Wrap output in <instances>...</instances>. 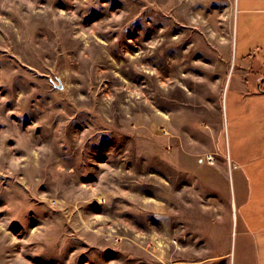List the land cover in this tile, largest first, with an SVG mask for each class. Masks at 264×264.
<instances>
[{
	"label": "rangeland",
	"instance_id": "rangeland-1",
	"mask_svg": "<svg viewBox=\"0 0 264 264\" xmlns=\"http://www.w3.org/2000/svg\"><path fill=\"white\" fill-rule=\"evenodd\" d=\"M244 59L264 0H0V264H264L202 130L264 155V83L223 87Z\"/></svg>",
	"mask_w": 264,
	"mask_h": 264
},
{
	"label": "crops",
	"instance_id": "crops-1",
	"mask_svg": "<svg viewBox=\"0 0 264 264\" xmlns=\"http://www.w3.org/2000/svg\"><path fill=\"white\" fill-rule=\"evenodd\" d=\"M252 63L253 62L245 61L244 59L239 67L235 66L233 71H237V77L233 76V74L230 75L232 66H227L226 75L223 80V87L225 88L229 85L230 88H235L238 92H243L244 90L252 92V87L254 85L261 87L264 83V69L254 70V67L251 66ZM260 93L264 94V90ZM260 93L253 94L258 95ZM202 130L208 133L212 140L216 142V145L210 150L213 152L212 154H214L215 160L210 164L213 165V168H215V165L216 167L224 165L226 170L223 171V176L219 175L216 179L218 178L223 181L227 196L225 200L227 205H225V207H220V209L222 210L224 208L228 209V211H219L218 214L220 216L225 215V218H235V216H237L238 223L236 224V229L240 236L241 246L246 247L247 245L252 244L255 239L264 244V155L249 161H233L231 155L226 149H222L224 154L219 152L221 151V148L217 145L218 137L216 136V129L210 126V128L208 127V129L204 128ZM190 138H192L193 141L196 140V132L193 134L190 133ZM179 146L180 145H178V147ZM183 155L187 158L179 160L177 167L184 172V170L195 166V163L192 161L191 157L186 156L184 153ZM220 155L224 157L222 161ZM186 185L187 184L184 181L183 187L185 188ZM232 188L234 189V192ZM221 225L222 226L219 229L215 227V231L222 234H224V232L228 233L229 230L227 229L226 224ZM208 227L209 236L206 237V240L210 242L209 246H213L215 245L214 238H216L218 234L213 237L211 232H214V228L211 223ZM223 240L224 236L222 235L220 241L223 242ZM261 249L264 252V245L261 246Z\"/></svg>",
	"mask_w": 264,
	"mask_h": 264
},
{
	"label": "built area",
	"instance_id": "built-area-1",
	"mask_svg": "<svg viewBox=\"0 0 264 264\" xmlns=\"http://www.w3.org/2000/svg\"><path fill=\"white\" fill-rule=\"evenodd\" d=\"M163 132H164L165 135L168 136V134H169L168 132H169V131H168L167 129L164 128V131H163ZM172 144H173V143H172ZM172 144H171V141H170V142L168 143V147H169V148H172V146L174 145V144H173V145H172ZM214 160H215L214 154H207V156H206V161H207L208 163H213Z\"/></svg>",
	"mask_w": 264,
	"mask_h": 264
}]
</instances>
